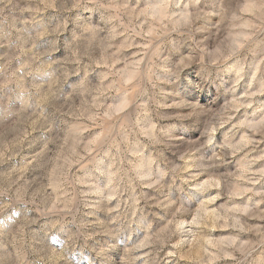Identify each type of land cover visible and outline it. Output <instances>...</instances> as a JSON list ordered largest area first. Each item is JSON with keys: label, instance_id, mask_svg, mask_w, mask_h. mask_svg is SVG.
<instances>
[{"label": "rangeland", "instance_id": "1", "mask_svg": "<svg viewBox=\"0 0 264 264\" xmlns=\"http://www.w3.org/2000/svg\"><path fill=\"white\" fill-rule=\"evenodd\" d=\"M0 264H264V0H0Z\"/></svg>", "mask_w": 264, "mask_h": 264}]
</instances>
